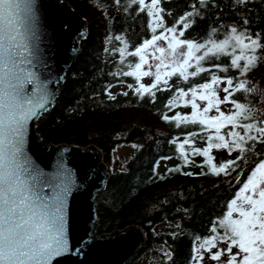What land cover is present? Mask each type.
Masks as SVG:
<instances>
[{"label": "trees", "instance_id": "obj_1", "mask_svg": "<svg viewBox=\"0 0 264 264\" xmlns=\"http://www.w3.org/2000/svg\"><path fill=\"white\" fill-rule=\"evenodd\" d=\"M65 1L86 20L87 31L60 84L54 105L37 122L38 131L45 143L94 144L101 151L108 178L96 196L97 221H102V226L96 227L97 235L133 225L146 238L133 260L145 257L147 264H197L194 257L207 252L196 249L205 239L216 235L212 228L218 226L228 203L235 198L254 164L264 158V144H255L253 152L238 161L230 175L214 174L212 166L220 164L211 151L210 161L192 152L193 148L207 146L202 137L209 132L203 131L199 124L173 119L177 114L190 116V105L185 106L181 101L166 107L178 88L187 90L204 83L210 73L189 76L187 82L173 75L168 85L163 84L162 77L158 88L164 90L152 89L154 97L149 93L140 95L136 89L143 84L142 80L138 84L134 76L122 73L133 71L134 64L139 62L138 57L127 53L151 39L149 21L156 28L155 34L163 31L154 25V17L147 15V7L140 11L139 5L130 0ZM150 2L145 0V5ZM159 7L163 9L164 26L176 25L175 35L181 30L184 32L179 37L182 40L204 43L211 36L219 41L231 27H236L238 31L247 30L253 38L260 34L264 43V0H248L244 4L238 0H207L205 5H200L199 0H161ZM188 12L195 14L187 17L190 26L184 29L183 23L177 25V21ZM118 36L122 40H117ZM122 48L125 49L123 57ZM257 54L264 55V50H258ZM214 65L228 71H219ZM203 67L222 79L232 78L234 83L246 79L247 87L253 91L235 92L230 101L234 99L246 108L253 107L255 115L264 120L261 89L256 88V81L258 84L260 77L264 79V60L243 77L230 67V56L206 60ZM193 70L190 68L189 72ZM117 85L125 89L111 94L110 89ZM234 111L239 110L234 108ZM165 116L169 119L165 120ZM238 121L255 122L246 120L243 114L238 116ZM210 131L214 134V130ZM227 131L228 126L221 129V134ZM236 131L243 134L240 127ZM192 132L199 135L190 138L191 146L185 144L180 149L179 145ZM119 147L132 150L119 166L113 167V153ZM238 154L234 150L226 161L235 160Z\"/></svg>", "mask_w": 264, "mask_h": 264}, {"label": "snow or ice", "instance_id": "obj_2", "mask_svg": "<svg viewBox=\"0 0 264 264\" xmlns=\"http://www.w3.org/2000/svg\"><path fill=\"white\" fill-rule=\"evenodd\" d=\"M21 2L23 16L20 11ZM130 2L138 4L140 11L147 7V15L155 17L157 26L163 31L155 34L156 28L149 21V28L153 32L151 39L144 40L134 51L127 53L138 57L139 62L134 64L133 71L122 74L134 76L138 84L141 77L154 76L150 86L139 84L136 89L140 95L149 93L154 97L152 89L164 90L158 88L162 77L163 84L168 85V80L173 75L187 82L189 76L209 72L210 78L206 82L192 85L187 90L178 88L166 107L171 108L181 101L185 106L190 105V116L180 117L177 114L173 119L199 124L203 131L209 132L206 137H202L207 146L202 149L193 148L194 155L204 156L210 161L209 152L213 148L227 149L229 154L234 150L238 151L235 160L226 161L219 167L212 166L214 174L230 175L235 171L233 166L253 152L255 144H264V120L255 115L253 107L246 108L234 99L230 101L235 92L253 91L247 87L246 79H238L235 83L232 78L222 79L211 69L203 67V63L211 58L230 56V67L236 69L240 77L245 76L264 60V55L257 54L258 50H264L260 34L253 38L247 30L238 31L236 27H231L225 38L219 41L211 36L204 43L182 40L179 37L184 32L181 30L178 36L175 35L176 25L164 26L161 19L163 9L159 7L161 0H151L148 5H145V0ZM206 2L207 0H199L200 5H205ZM247 2L248 0H238L240 4ZM194 14L186 13L177 21V25L183 23V28L187 29L190 26L187 17ZM38 38L33 0H0V264H52L55 257L68 251L64 205L71 185L65 184L53 198H46L42 194L43 187L37 188L35 183L40 175L39 169L25 151L29 121L37 116V105L33 103L26 86L34 84L36 80L32 69L36 67L35 61L38 59ZM116 39L122 40V37L118 36ZM158 41H165L167 50L158 46ZM150 47L154 53L162 54L160 57L152 54V59L158 61L155 64L146 59L150 55ZM229 48L232 49L231 53L228 52ZM237 51L239 55L235 54ZM120 54L124 56V48L120 49ZM145 65L148 71L142 70ZM153 67L156 69L154 74L150 71ZM214 67L219 71H228L219 65ZM161 68L170 70L162 73ZM190 68L194 70L189 72ZM221 84L227 86L221 89ZM218 90L225 93L222 99ZM47 95L45 91L42 100ZM186 97L189 99L185 100ZM198 100L201 104L197 103ZM224 103L233 104L235 110L239 111L225 114L220 110V105ZM43 106L42 103L39 105L40 108ZM213 109L217 114L209 115ZM241 114L246 120L255 122L240 123L238 116ZM164 119L169 118L165 116ZM226 126L229 131L222 135L221 129ZM237 127L243 130V134L236 131ZM210 130H214V134ZM197 135L199 134L196 132L190 133L184 143L179 145L180 149L185 144L191 146L193 141L190 138ZM181 154L184 155L183 152ZM227 209L217 222L218 226L214 225L212 228L216 235L205 239L196 251L203 249L208 253V259L217 264H264V158L254 164L235 198L228 203ZM218 244H225L226 247L219 248ZM212 249L217 250L213 252ZM225 256L226 259H222ZM194 259L199 264L205 257L200 255Z\"/></svg>", "mask_w": 264, "mask_h": 264}, {"label": "water", "instance_id": "obj_3", "mask_svg": "<svg viewBox=\"0 0 264 264\" xmlns=\"http://www.w3.org/2000/svg\"><path fill=\"white\" fill-rule=\"evenodd\" d=\"M20 11L23 16L22 2ZM33 12L38 59L32 69L35 83L26 88L37 105V116L29 121L25 151L39 169L35 183L43 187L46 198H53L65 184L71 185L64 205L68 251L52 264H128L146 243L142 231L133 225L99 235L95 231L102 226L97 221L96 196L108 178L101 151L94 144L45 143L38 131L37 122L54 105L86 35L87 22L65 0H33ZM157 62L152 57L149 61ZM45 91L48 95L42 100Z\"/></svg>", "mask_w": 264, "mask_h": 264}, {"label": "rangeland", "instance_id": "obj_4", "mask_svg": "<svg viewBox=\"0 0 264 264\" xmlns=\"http://www.w3.org/2000/svg\"><path fill=\"white\" fill-rule=\"evenodd\" d=\"M154 25H157L155 17H154ZM157 45L160 46V47H164V48L167 47V43L165 41H158ZM148 53L150 54V55L146 56V59L148 61H150V59L152 57V54H154L155 56H159V57L162 55L161 53H154V50L151 47L148 49ZM142 70L148 71L149 69H148L147 66H144V68ZM166 70H170V69L161 68V72L162 73L164 71H166ZM150 71H152L153 74H154L155 71H156L155 67L151 68ZM153 79H154V76L141 77L142 83L144 85L148 84ZM259 79H260V81H258V84H257V81H256V88L261 89L260 98H261V101L263 103L264 102V79L262 77H260ZM223 87H225V84H221L220 85L221 89ZM124 89H125V86L117 85V86L112 87L109 92L111 94H114L115 92H117L119 90H124ZM224 94L225 93L223 91L218 90V95H219V97L221 99L223 98ZM197 102H200V104H201V101L198 100ZM220 110L225 112V114H229L230 112L234 111V108L230 104L224 103V104L220 105ZM262 110H264V104H263ZM216 114L217 113H216L215 109H213V111L209 113V115H216ZM131 150H132V148H129V147H119V148H117L115 150V152L113 153L112 166L113 167L119 166L120 163L129 155ZM211 153H212V155H213V157H214V159H215L217 164H222V163L226 162L227 158L229 156H231V154H232V153L229 154L227 149H215V148H213L211 150ZM218 247L219 248H224V247H226V245L222 244V245H219ZM216 250L217 249H212L213 252L216 251ZM234 251H235V249H234ZM204 257H205V259L203 261H200V264H217V262H214V261H211L210 259H208V253H205ZM222 259H226V256L222 257ZM128 264H147V263H146V258L145 257H139V258L133 260V262H130Z\"/></svg>", "mask_w": 264, "mask_h": 264}]
</instances>
